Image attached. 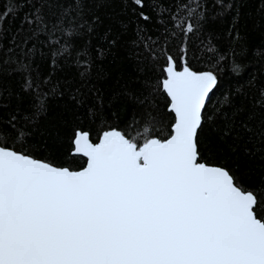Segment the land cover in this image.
Segmentation results:
<instances>
[{
	"label": "snow or ice",
	"instance_id": "obj_1",
	"mask_svg": "<svg viewBox=\"0 0 264 264\" xmlns=\"http://www.w3.org/2000/svg\"><path fill=\"white\" fill-rule=\"evenodd\" d=\"M131 2L145 7V0ZM192 3L195 8L189 7ZM25 4L33 10L24 14L16 32L31 35L21 43L27 46L47 31L48 44L61 45L53 39L59 30L69 42L52 55L70 54L82 0H72L68 8L61 6L59 15L51 11L52 0H15V6L0 11V28ZM199 7L198 0L178 2L172 16L185 44L177 58L163 52L160 86L174 115L163 138L154 135V118L125 131H103L98 142L78 128L69 155L86 158V166L71 170L10 147L7 140L31 134L30 129L16 125L15 116L10 126L0 127V264H264V198L246 189L227 168L202 162L203 153L211 151L210 144L202 145L201 133L206 124L215 123L207 102L218 76L214 71H194L187 62L186 41L195 27L187 18ZM185 9L187 17L180 15ZM69 15L73 21L65 28ZM140 17L150 19L142 11ZM17 35L12 36L13 43ZM16 70L26 72L28 65ZM240 70L239 64L232 65L233 72ZM80 75L87 78L88 72ZM33 87L37 95L29 123L47 108L46 94L27 77L25 88ZM258 103L264 109V101ZM258 136L264 140V125Z\"/></svg>",
	"mask_w": 264,
	"mask_h": 264
},
{
	"label": "trees",
	"instance_id": "obj_2",
	"mask_svg": "<svg viewBox=\"0 0 264 264\" xmlns=\"http://www.w3.org/2000/svg\"><path fill=\"white\" fill-rule=\"evenodd\" d=\"M178 2L187 0H145L143 9L131 0H82L83 12L74 20L77 34L71 38L70 54L55 57L52 53L69 38L58 30L53 39L61 45H49L45 31L24 46L21 42L31 32L17 35L16 30L24 14L33 9L29 4L18 8L0 28V127L10 126L15 116L16 125L30 129L31 134L7 140L8 145L53 165L80 170L85 160L69 155L78 128L98 142L103 131H125L154 118V135L163 138L174 122L160 86L163 52L177 58L185 44L183 33L172 20ZM52 3L51 11L57 15L61 6H72V0ZM198 3L196 14L187 18L195 26L186 41L187 62L194 71H214L218 76V85L207 102V112L216 118L215 123L206 124L201 133L202 145L210 144L211 151L203 153L202 162L227 168L246 189L258 191L264 198V140L258 136L264 125V109L258 103L264 101V0ZM8 6H15V0H0V11ZM141 11L150 19L143 20ZM73 15L66 18L65 28L70 27ZM180 15L187 17V9ZM85 21L83 28L78 27ZM13 35H17L15 43ZM233 64L240 65L239 74L232 71ZM21 65H28V71H17ZM84 71L87 78L80 75ZM27 77L46 94L47 105L46 112L31 123L27 118L32 117L37 89L25 88ZM237 111L240 115L229 124Z\"/></svg>",
	"mask_w": 264,
	"mask_h": 264
},
{
	"label": "water",
	"instance_id": "obj_3",
	"mask_svg": "<svg viewBox=\"0 0 264 264\" xmlns=\"http://www.w3.org/2000/svg\"><path fill=\"white\" fill-rule=\"evenodd\" d=\"M166 95V94H165ZM211 95V94H210ZM168 99V98H167ZM169 101V100H168ZM172 114V113H171ZM173 115V114H172ZM173 117H174V115H173ZM73 151V150H72ZM75 156H77V157H80V158H83L84 160H86V158H84V157H82V156H80V155H75ZM86 166V165H85Z\"/></svg>",
	"mask_w": 264,
	"mask_h": 264
}]
</instances>
